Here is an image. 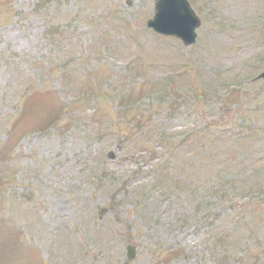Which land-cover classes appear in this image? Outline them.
I'll use <instances>...</instances> for the list:
<instances>
[{"label": "rangeland", "instance_id": "1", "mask_svg": "<svg viewBox=\"0 0 264 264\" xmlns=\"http://www.w3.org/2000/svg\"><path fill=\"white\" fill-rule=\"evenodd\" d=\"M188 2L0 0V264H264V0Z\"/></svg>", "mask_w": 264, "mask_h": 264}, {"label": "water", "instance_id": "2", "mask_svg": "<svg viewBox=\"0 0 264 264\" xmlns=\"http://www.w3.org/2000/svg\"><path fill=\"white\" fill-rule=\"evenodd\" d=\"M147 27L164 36H174L186 46L195 42V29L199 21L190 10L186 0H158L154 16ZM264 78V74L262 75Z\"/></svg>", "mask_w": 264, "mask_h": 264}, {"label": "trees", "instance_id": "3", "mask_svg": "<svg viewBox=\"0 0 264 264\" xmlns=\"http://www.w3.org/2000/svg\"><path fill=\"white\" fill-rule=\"evenodd\" d=\"M112 16H113V21H114V23L115 24H117V25H119L120 24V22H119V19L115 16V15H113V14H111ZM121 22H123L122 20H120ZM50 35V34H49ZM45 118H47L49 121H51L52 119H54V117H50V116H46ZM20 121H21V119L19 120V121H17L16 123H15V125H17V124H20ZM237 131H239V130H233L232 131V134L233 133H235V132H237ZM227 132H225V131H222V132H220V134H219V136H218V139H217V142L218 143H224V142H226V139H227V134H226ZM239 132H237V134H238ZM229 134H231V132L229 133ZM236 134V135H237ZM235 135V134H234ZM228 140V139H227ZM187 142H189V140H187V139H184L183 141H182V144H186ZM182 144H180V145H182ZM166 148H169L170 150H171V155H172V153H175L177 150H178V148H174V147H166ZM165 148V149H166ZM200 148V147H199ZM165 149H162V148H160V149H156L155 151L157 152V153H162ZM199 150V149H198ZM170 155V156H171ZM179 184H182V185H184V183L183 182H180V180H178L177 178H169L167 181H166V184H164V183H161L160 184V187H163V186H165V187H167V188H169L171 191H172V189L174 188V187H178V185ZM142 188H145V187H142ZM150 191L151 190H149V194H150ZM139 192V191H138ZM137 192V193H138ZM164 193L167 195V197L168 196H172V195H175L177 192H166V189L164 190ZM141 195H143L144 196V193H142ZM172 197H175V196H172ZM178 197V196H177ZM187 205H189V201L187 202ZM201 206H199V208L196 210L197 212H199L200 210H201V208H200ZM200 213V212H199Z\"/></svg>", "mask_w": 264, "mask_h": 264}]
</instances>
